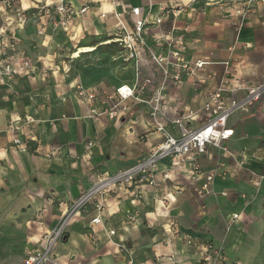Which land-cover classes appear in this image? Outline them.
I'll return each mask as SVG.
<instances>
[{
  "label": "crops",
  "instance_id": "1",
  "mask_svg": "<svg viewBox=\"0 0 264 264\" xmlns=\"http://www.w3.org/2000/svg\"><path fill=\"white\" fill-rule=\"evenodd\" d=\"M229 1L120 0L122 5L141 6L143 15L153 19L159 15L160 5L178 3L176 17L149 28L145 36L148 48L165 55L168 49L156 38L172 28V36H181L187 43V59L208 60V72L219 76L220 63L231 58L241 87H255L264 68V0L248 6L238 32L228 16ZM60 2L73 10L66 30L54 29L46 13L41 16L43 23L46 19L45 29L38 34V20L35 13H29L28 25L15 34L14 50L3 56H15L16 65L25 59L30 69L0 79V264H22L26 250L39 245L42 235L57 225L72 200L100 174L130 167L160 143L146 127L149 116L144 103L128 100V113L115 120L103 113L110 103H84L74 95L75 83L103 96L122 85L132 86L137 79H159L145 49L139 62L122 61L126 72L122 79L85 77L86 69L93 66L82 64L81 57L72 58L73 50L80 47H92L96 50L90 53H94L110 46L119 52L116 44L103 42L110 38L116 24L113 14H121L122 5L94 0L80 13L86 0H21L28 12L37 5L57 6ZM103 3L111 7L105 18L100 17ZM3 11L0 2V19ZM122 20L130 25L132 17L123 15ZM206 88L187 79L179 88L169 86L166 94L180 111H195L204 103ZM244 93L239 91L238 96ZM262 104L249 114H233L228 122L233 136L224 145L235 158L245 157L243 167L217 149L201 158L204 172L219 164L230 172L226 178L215 177L203 197L197 195L203 179L187 181L176 171L158 188L144 189L135 206L130 204L132 195L112 194L100 214L102 224L90 223L97 213L88 205L68 226L54 260L46 264H130V260L132 264H202L206 244L224 257L221 264H252L258 256L246 248V242L256 240L264 230V179L258 186L251 180L264 175ZM92 108L102 114L92 117ZM198 125L193 123V127ZM15 140L19 144H14ZM168 167L166 161L158 164L159 170ZM169 193L175 195L176 202L166 210L161 201ZM232 214H238V219L232 220ZM171 222L175 228L168 233ZM110 230L113 236L108 235ZM186 236L192 237L191 243L186 242Z\"/></svg>",
  "mask_w": 264,
  "mask_h": 264
},
{
  "label": "built area",
  "instance_id": "2",
  "mask_svg": "<svg viewBox=\"0 0 264 264\" xmlns=\"http://www.w3.org/2000/svg\"><path fill=\"white\" fill-rule=\"evenodd\" d=\"M93 1L86 0L87 4L80 10V13L86 12L89 7L88 4ZM104 1L110 3L111 6L113 4L122 5L120 0ZM253 1L255 0H247L243 3L241 0L228 2L235 4L233 7L235 11L229 13L228 16L236 32L242 27L248 6ZM1 3L7 7L6 1L2 0ZM45 5L46 7L51 6V4ZM178 7L176 2L162 4L159 8V15L153 19L149 15H143L141 6L122 5V13L113 14L116 24L110 38L103 42V45L116 44L120 49L118 53L123 56L125 62L132 59H137L139 62L140 52L145 49L149 53L150 61L158 73L159 79H137L132 86L122 85L113 94L103 96H98L92 90L84 89L79 83L73 85L74 95L79 101L88 103L97 100L99 104L103 105L110 103L109 108L105 109L103 113H107L111 119L121 120L128 113L129 107L126 102L130 99L144 103L148 107L149 116L146 127L157 135L160 143L154 146L149 154L138 159L130 167L113 174H100L89 188L72 200L68 211L63 214L57 225L42 235L39 245L34 249L26 250L22 264L52 262L55 249L63 242L68 226L76 221L88 205H93L97 213V216L90 223L92 225L102 224L100 214L105 209L106 199L112 194L132 195L130 204L135 206L143 196L144 189L158 188L160 184L170 181L171 174L176 171L183 173L187 181L203 179L204 183L197 192L198 196L203 197L209 192V187L215 177L226 178L230 174L223 164H219L209 172H204L200 160L202 157H209L211 149H217L233 157V159L235 158L224 145L233 136V129L228 122L233 114L237 112L249 114L256 105L262 102L261 111L264 114V68L260 72L261 82L257 86L242 88L238 79L235 78L231 58L220 63L222 70L219 76L213 72H208L207 68L211 65L208 60H189L185 57L184 54L188 48L187 43L181 36H172V28L169 32H165L156 38L158 43L162 42V45L168 49L166 54L154 53L145 42L149 28L152 26L159 27L171 16L176 17L174 10H177ZM109 13L102 11L100 17L105 18ZM55 14L58 15V19L53 18L50 21L54 29L66 30L67 19L73 14V10L60 2L55 6ZM127 14L132 17L130 25L122 20V16ZM44 29L45 26H42L38 30V34H42ZM2 35L3 31L0 30V44L5 37ZM162 45L160 44V46ZM5 47L8 48L9 46L0 47V56L4 54L5 50H8ZM10 47V51H13L14 46L11 44ZM10 60L12 61L8 62L3 70L9 78L12 74L30 69V64L25 59H21L17 65L15 56L11 55ZM2 67L0 63V68ZM187 79L192 80L196 87L207 86L203 94L204 103L199 110L180 111L178 104L173 103L166 94L169 86L179 88ZM215 79L217 81L213 82ZM242 90L245 93L239 97L238 92ZM146 94L151 95L144 99ZM90 114L92 117H98L102 113L98 112L96 108H92ZM193 123H199V125L193 127ZM14 144H19L18 140H15ZM90 145L89 143L88 146ZM257 155L259 156V154ZM161 161L168 162L169 167L165 170H159L158 164ZM235 161L238 167H243L246 163L244 156L239 159L235 158ZM262 179H264V175L252 176L251 178L255 186H258ZM174 191L178 193L179 188L174 189ZM161 202L162 208L167 210L176 202V197L173 193H169ZM238 217V214H232L231 219L237 220ZM134 219L130 220L134 221ZM167 228L168 233L172 232L175 228L174 223H169ZM108 235L113 236L114 231H108ZM185 240L189 244L192 237L186 236ZM223 258L218 251L213 249L211 244L204 246L201 257L202 264H214L216 261H222ZM130 264H132L131 260Z\"/></svg>",
  "mask_w": 264,
  "mask_h": 264
},
{
  "label": "rangeland",
  "instance_id": "3",
  "mask_svg": "<svg viewBox=\"0 0 264 264\" xmlns=\"http://www.w3.org/2000/svg\"><path fill=\"white\" fill-rule=\"evenodd\" d=\"M4 1H6L8 4H7V7L2 4V8L4 9L3 11L4 15L2 16V19H0V30L3 31L2 36H5V37L3 38V42L2 44H0V47H4L8 45L9 46L8 48L5 47L8 49V51L11 50V47H10L11 44L14 46L13 47V50H14L15 48L14 43L16 40L15 34L17 33L18 30L25 29V26L28 25L29 23L28 18L31 13H35L36 21L38 20L37 21L38 30L42 26H45L46 24V19L44 23L41 20L42 15L47 13V14H50L51 20L53 18L56 19L55 6L53 4H51V6H48V7H46V5H37L33 8L34 11L30 10V12H28V10L24 9L25 7L23 6V4H26V3L21 4V0H4ZM0 2H2V0H0ZM53 6H54V10H52ZM234 6L235 4L233 5L232 3H228V6H226L228 10V14L235 11V9L233 8ZM51 25L54 28L52 22H51ZM6 52L7 50H5L4 54L0 56L1 57L0 63L3 66L2 68H0V73H1L0 77L7 75L4 73L3 70L5 68V65H7L8 62L12 61L10 60L11 56L3 57L6 54ZM79 60L82 64H85L86 66L88 65L93 66L92 70H90L91 68L86 69L89 73L85 77H90V78L95 77V78H99L103 80H110L111 79L110 75H112V77L114 76L113 77L114 79L115 78L122 79V77H124L126 73L122 69L123 68V62H122L123 56L115 52V49L110 48V46L106 48L103 47V49H98L94 53L82 54ZM260 216L262 217L263 215L260 214ZM255 237H256V240H253V239L247 240L246 248L250 252L255 251L256 255L258 256L257 260L253 261L252 264H264V230L261 233H258V236H255ZM219 263L220 262L216 261L214 264H219Z\"/></svg>",
  "mask_w": 264,
  "mask_h": 264
},
{
  "label": "bare ground",
  "instance_id": "4",
  "mask_svg": "<svg viewBox=\"0 0 264 264\" xmlns=\"http://www.w3.org/2000/svg\"><path fill=\"white\" fill-rule=\"evenodd\" d=\"M103 10L104 12L108 11L111 9V7L109 5H106L105 3H103ZM96 49L92 48V47H80L77 48V50L74 51L72 58H80L82 56V54H86V53H90L95 51Z\"/></svg>",
  "mask_w": 264,
  "mask_h": 264
}]
</instances>
